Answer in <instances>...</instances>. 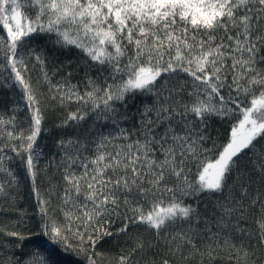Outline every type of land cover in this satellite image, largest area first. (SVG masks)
I'll return each instance as SVG.
<instances>
[{"label":"snow or ice","instance_id":"1","mask_svg":"<svg viewBox=\"0 0 264 264\" xmlns=\"http://www.w3.org/2000/svg\"><path fill=\"white\" fill-rule=\"evenodd\" d=\"M41 35L51 58L32 46ZM72 48L83 63L64 72L55 53ZM0 88L14 94L0 108V215L24 222L22 176L38 234L75 240L87 264L121 239L114 264H212L223 253L264 264V0H0ZM53 105L65 113L55 127L73 131L42 168ZM89 117L96 130L78 134ZM214 117L229 123L223 143ZM108 121L132 126L106 135ZM0 235L14 238L0 264H50L25 252L15 225L0 222Z\"/></svg>","mask_w":264,"mask_h":264},{"label":"trees","instance_id":"2","mask_svg":"<svg viewBox=\"0 0 264 264\" xmlns=\"http://www.w3.org/2000/svg\"><path fill=\"white\" fill-rule=\"evenodd\" d=\"M32 46L36 47L38 50L47 49L51 58L52 43L47 36H39L35 39ZM55 57V62L63 65L62 70L64 72H67L70 69H76L78 65L83 63L84 59L83 54L75 48L57 51ZM82 75V71H74L72 82L77 83L80 81ZM12 98H14V94ZM12 98H10V94L6 89L0 88V108L7 110V106L12 103ZM129 103L131 105L132 102L130 101ZM136 103H139V98H137ZM72 107L74 108L75 105ZM64 115L65 113L55 105L50 109L48 131L42 133L39 139V144L41 148H43L46 156L45 160L41 163L42 168L52 156L56 155L58 159L55 141L62 136L65 131L68 133H72L73 131L72 129L63 130L55 127V123L62 119ZM100 123L102 124L104 121H101ZM107 123L109 126L106 129H103V131L106 135L111 134L113 136L119 135L120 128L128 129L132 126L130 121H121L119 128L112 125L110 121ZM228 128L229 123L222 121L219 118L214 117L209 122V131L213 138L217 139L220 143H223ZM90 130H96L92 117H89V119L84 122L81 128L77 131L80 135H87ZM18 171L22 172V169H18ZM52 171L53 169H48L49 173ZM19 184L17 207L25 210L24 222H19V212H10L0 215V222L8 224L10 227L15 225L20 231L25 233L26 239L23 242L26 245L25 252L39 251L45 258L49 259L50 264H87L85 254L75 247L77 243L75 240L70 241L73 247L66 248L63 245L53 243L47 236L38 234L40 221L39 217L35 214V201L30 193L29 181L21 176ZM40 185L42 188H47L48 186V176L44 172H42L40 176ZM0 207H3V204H0ZM203 207L204 206L201 205V211H203ZM13 240L14 238L0 235V245L7 244L9 241ZM123 244L124 240L121 239L120 241L111 240L110 242L104 243L102 247L98 246L97 250L104 253L103 257H98V259L101 260V264H114L115 258L118 257L121 250L119 245ZM9 247H11V245H9ZM212 264H236V262L235 260H230L227 253H223L221 256L217 257Z\"/></svg>","mask_w":264,"mask_h":264}]
</instances>
